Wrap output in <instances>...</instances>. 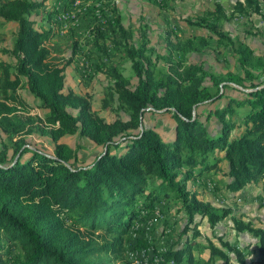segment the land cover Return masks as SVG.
I'll return each instance as SVG.
<instances>
[{
  "label": "trees",
  "instance_id": "trees-1",
  "mask_svg": "<svg viewBox=\"0 0 264 264\" xmlns=\"http://www.w3.org/2000/svg\"><path fill=\"white\" fill-rule=\"evenodd\" d=\"M46 1L0 0V24L18 26L12 47L0 50L11 59H0V129L8 138L0 146V264H93L87 259L98 253L122 252L131 228L167 199L178 202L185 223L176 241L153 256L149 244L138 241L148 264H264V230L232 216L230 208L213 207L186 186L215 172L225 178L215 187L236 193L264 177V80L257 82L255 75L263 58L221 30L230 19L261 16V0H238L230 14L215 3L196 19H184L208 35H177L164 56L150 48L145 32L138 42L113 8V17H106L113 46L131 61L138 80L133 87L119 62H102L99 71L111 82L104 107L114 104L125 116L113 121L94 111L87 96L66 91L65 70L73 60L58 56L56 24L38 29L33 19ZM57 1L66 9L76 2ZM212 37L228 41L243 75L215 76L188 62ZM78 47L74 41L73 56ZM24 90L36 105L27 102ZM231 90L242 97L227 96ZM223 99L230 101L202 121L200 109ZM237 108L245 112L241 122L234 120ZM36 109L47 113L34 115ZM149 112L172 117L171 139L146 125ZM212 116L216 131L209 125ZM237 128L241 132L234 134ZM33 134L49 136L54 155L31 147L27 137ZM71 135L89 139L101 154L78 165L77 151L62 142ZM205 219L212 236L199 231ZM226 219L239 233L258 239L255 259L248 247L217 236ZM95 238L104 240L96 249Z\"/></svg>",
  "mask_w": 264,
  "mask_h": 264
},
{
  "label": "rangeland",
  "instance_id": "rangeland-1",
  "mask_svg": "<svg viewBox=\"0 0 264 264\" xmlns=\"http://www.w3.org/2000/svg\"><path fill=\"white\" fill-rule=\"evenodd\" d=\"M236 1L76 0L72 6L66 9L63 1L47 0L39 15L34 13L33 19L36 21V28L38 29L50 28L56 24L58 32L53 43L59 44L58 56L65 60H73L65 70L66 91L72 90L77 94L87 96L91 99L94 111L107 121H113L118 117L125 119V116L114 104L110 108L104 107L107 88L111 82L99 71L102 62L108 63L109 59L119 62L121 70L124 76L130 80L131 86H136L138 82L131 61L123 59L118 53V49L113 46L106 19V17H113V8L116 7L121 13L124 26L135 31V39L138 42L141 41V35L145 32L150 42V48L154 50L156 55L164 56L168 52V41L174 42L177 35L184 38L208 35L203 30L187 25L184 19H196L206 10L213 9L217 2L230 13ZM261 3L263 8L261 16L252 15L246 18L230 19L222 24L221 30L233 41L245 43L254 49L257 55L263 58L264 68V0H261ZM64 14L67 15V18L62 17ZM15 30V25L0 24V50L12 47ZM100 32H103V38L100 36ZM74 41L79 42V47L73 56L72 44ZM228 44L227 40L220 41L218 38L212 37L210 46L202 54L190 55L188 62L203 66L215 76H225L229 73L243 75L239 67L238 57ZM0 59L11 60L1 53ZM263 68L255 71L257 82L264 80ZM207 84L211 85L210 79L207 80ZM228 87L230 89L237 88V85L230 83ZM27 94L26 90L22 92V95L28 99ZM226 94L227 96L242 97V94L235 90L227 91ZM229 101L230 99H223L201 108L199 111L201 120L206 122L208 114H213L218 108L226 106ZM39 112L36 109L33 114L44 115ZM244 113L243 109L237 108L234 120L243 121ZM145 122L150 128L158 130L164 138L171 139L173 137L175 121L170 115L149 112L145 115ZM209 125L212 131L217 130L214 116H212ZM240 132L241 129L238 128L233 131L234 134ZM7 139V136L0 129V146ZM27 142L31 147L43 153L54 155L55 144L49 136L29 135ZM62 142L77 151L78 165L91 164L102 152V149L92 141L87 138H80L79 135L67 136L62 139ZM199 180H197L199 183L189 181L186 186L191 191L196 192L201 200L212 204L215 208H230L233 210V214L243 221H252L253 228L264 230L263 179L259 180L260 185L253 187L251 193L244 197L232 196L224 190H218L214 183L216 181H210L207 177ZM20 211L26 214L24 208H21ZM179 212L178 202L174 199H167L162 204L156 205L152 215L139 221V223L137 222V226L131 228L130 234L124 237L122 252L114 255L104 252L98 253L89 257L87 261L93 264H148L145 250L139 248L138 241L143 240L149 244L148 253L150 256H153L154 250L165 251L170 244L176 241L177 232L185 223L182 220V214L180 215ZM146 215V212L143 213V216ZM197 221L199 222V219ZM233 226V222L226 219L220 226L222 229L216 233L217 236L221 237L225 234L232 243L240 242L242 246L247 245L248 252H252L254 255L252 259H255L258 239L250 233H239ZM199 231L205 235H210L206 219L202 221ZM98 234H101V231ZM106 238L110 240L112 237L106 236ZM95 242L97 245H94V248L96 249L104 243V240L95 238Z\"/></svg>",
  "mask_w": 264,
  "mask_h": 264
},
{
  "label": "crops",
  "instance_id": "crops-1",
  "mask_svg": "<svg viewBox=\"0 0 264 264\" xmlns=\"http://www.w3.org/2000/svg\"><path fill=\"white\" fill-rule=\"evenodd\" d=\"M238 1V0H237ZM236 1V2H237ZM235 2V3H236ZM218 3V2H217ZM234 6H235V4H234ZM212 9V8H211ZM209 10V9H208ZM234 10V7H233V9L231 10V12ZM207 11V10H206ZM230 12V13H231ZM228 14H230L229 12H227ZM9 25L10 24H12V25H15V33H14V35L17 33V31H18V26H17V24H15V23H8ZM11 61V60H10ZM28 92V91H27ZM27 96H28V99H27V97H25L24 96V98L27 100V102H29L30 104H32V105H36L37 104V101L34 99V98H32L31 97V95L29 94V92H28V94H27ZM40 112L39 113H43V114H45V113H47V111H45V110H39ZM222 165H224V166H222V167H225V164H222ZM205 177H207L210 181H220V180H222L223 182H225V178H223L222 176H220V175H218L217 173H215V172H212V173H210L209 175H206V176H204L203 178H205ZM217 179V180H216ZM219 179V180H218ZM262 179H263V181H264V177H262ZM261 179V180H262ZM199 180V179H198ZM260 180V181H261ZM197 181V180H196ZM200 181V180H199ZM199 181H197V183H199ZM256 185H260L259 184V181L258 182H254V183H252V184H250V185H248L247 187H245L243 190H241V191H239V192H236V193H230V192H227V191H225L224 189H220V191L221 190H224L226 193H228L229 195H232V196H242V197H244V196H248L249 195V193H251V190L253 189V187H255ZM238 199V198H237ZM236 199V200H237ZM235 200V201H236ZM239 201V200H238ZM232 216H234V217H236V218H239V217H237V216H235L233 213H232ZM240 219V218H239ZM249 222H251L252 223V221H250L249 220ZM207 225H208V223H207ZM221 228V227H220ZM208 229H209V226H208ZM222 229V228H221ZM210 231V230H209ZM217 232H219V231H217ZM216 232V233H217ZM210 233H211V231H210ZM205 235V234H204ZM208 236V235H207ZM237 243H239L240 245H241V243L240 242H237ZM242 246V245H241ZM244 247L246 246V247H248L247 245H243Z\"/></svg>",
  "mask_w": 264,
  "mask_h": 264
},
{
  "label": "built area",
  "instance_id": "built-area-1",
  "mask_svg": "<svg viewBox=\"0 0 264 264\" xmlns=\"http://www.w3.org/2000/svg\"><path fill=\"white\" fill-rule=\"evenodd\" d=\"M67 17V15H64L63 18Z\"/></svg>",
  "mask_w": 264,
  "mask_h": 264
}]
</instances>
